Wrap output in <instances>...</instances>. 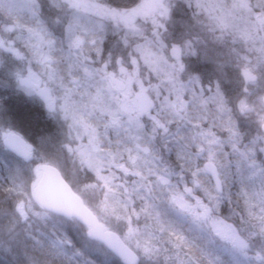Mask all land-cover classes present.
<instances>
[{"label": "snow or ice", "instance_id": "snow-or-ice-1", "mask_svg": "<svg viewBox=\"0 0 264 264\" xmlns=\"http://www.w3.org/2000/svg\"><path fill=\"white\" fill-rule=\"evenodd\" d=\"M0 264H264V0H0Z\"/></svg>", "mask_w": 264, "mask_h": 264}, {"label": "rangeland", "instance_id": "rangeland-1", "mask_svg": "<svg viewBox=\"0 0 264 264\" xmlns=\"http://www.w3.org/2000/svg\"><path fill=\"white\" fill-rule=\"evenodd\" d=\"M0 223H2V221H0Z\"/></svg>", "mask_w": 264, "mask_h": 264}]
</instances>
